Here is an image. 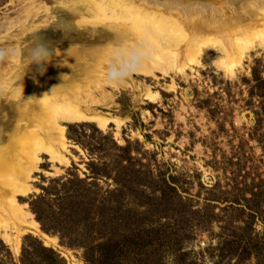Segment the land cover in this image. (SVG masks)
Wrapping results in <instances>:
<instances>
[{
  "label": "rangeland",
  "instance_id": "1",
  "mask_svg": "<svg viewBox=\"0 0 264 264\" xmlns=\"http://www.w3.org/2000/svg\"><path fill=\"white\" fill-rule=\"evenodd\" d=\"M73 1L0 0V155L32 111L26 91L68 90L82 80L73 72L92 68L80 55L90 24L73 18ZM216 58L185 75L97 80L103 93L90 110L110 123L61 124L63 162L42 155L19 198L37 231L12 232L18 244L0 235V263H47L39 243L64 264H264V50L229 78ZM130 159L144 175L127 190L120 166Z\"/></svg>",
  "mask_w": 264,
  "mask_h": 264
},
{
  "label": "bare ground",
  "instance_id": "2",
  "mask_svg": "<svg viewBox=\"0 0 264 264\" xmlns=\"http://www.w3.org/2000/svg\"><path fill=\"white\" fill-rule=\"evenodd\" d=\"M68 9L73 18H82L81 24H90L91 43L80 48V55L92 68L73 72L82 80L68 90L45 89L47 94L42 96L43 85L29 89L24 96L20 88L15 90L14 99L26 97L32 111L23 112L27 123L19 125L12 146L0 155V235L12 244L19 242L12 232L19 236L23 228L37 231L19 198L30 193L28 183L38 171L42 155L63 162L67 140L61 124L92 122L105 130L110 123L90 108L98 104L97 91L103 93L97 80L106 78L105 68L117 51L137 50L141 57L128 76L185 75L200 68L212 51L217 55L214 66L229 78L256 47L264 50V0H74ZM97 35L100 40L95 42ZM20 59L17 51L14 64ZM146 97L153 100L156 95ZM4 139L0 138V149ZM44 238L48 246L51 239Z\"/></svg>",
  "mask_w": 264,
  "mask_h": 264
},
{
  "label": "trees",
  "instance_id": "3",
  "mask_svg": "<svg viewBox=\"0 0 264 264\" xmlns=\"http://www.w3.org/2000/svg\"><path fill=\"white\" fill-rule=\"evenodd\" d=\"M127 152L128 150L127 149H125L124 150V152ZM134 161H133V159H130L129 160V162L127 163V166H124L123 164L120 166L121 167V169H123V171H124V174H123V177L126 179L125 181H122V185H123V187L125 188V189H127V190H132V188H136V189H138V188H141L140 187V184H141V182L139 181L140 179V177L142 176V175H144V173L142 172V171H137V169H135L134 168ZM132 172H136L135 174H133ZM128 173L132 176H129L128 175ZM120 184V183H119ZM120 184V185H121ZM170 188V187H169ZM108 201H109V199H108ZM107 201V202H108ZM92 202V204H91V206L88 208V210L90 209H93V208H95L96 207V202H97V200L95 201V202H93V201H91ZM106 202V203H107ZM108 205H111V202H109L108 204H107V206ZM95 206V207H94ZM90 213V212H89ZM103 215H104V213H103ZM97 216V221H99V218H100V216H102V215H98V214H96V215H94V217H96ZM87 217H88V219L90 218L91 219V217L89 216V215H87ZM102 218H103V216H102ZM103 220V219H102ZM40 221V220H39ZM39 249H38V252L39 251H41V253H42V255H43V259L45 260V261H47V263L46 262H43V264H64V262H62V260L60 259V257L54 252V251H52V250H50V249H47V248H45V247H43L41 244H39L38 243V245H36ZM36 249H34L33 251H35ZM29 252H27L25 249L23 250V252H22V258H24L27 254H28ZM31 253H29V255H30ZM21 263L22 264H24L23 263V261H21ZM1 264V263H0Z\"/></svg>",
  "mask_w": 264,
  "mask_h": 264
},
{
  "label": "clouds",
  "instance_id": "4",
  "mask_svg": "<svg viewBox=\"0 0 264 264\" xmlns=\"http://www.w3.org/2000/svg\"><path fill=\"white\" fill-rule=\"evenodd\" d=\"M140 59L141 57L137 50H132L131 52L117 51L115 58L110 60L105 68L106 79L111 84H118L128 74L135 71Z\"/></svg>",
  "mask_w": 264,
  "mask_h": 264
},
{
  "label": "water",
  "instance_id": "5",
  "mask_svg": "<svg viewBox=\"0 0 264 264\" xmlns=\"http://www.w3.org/2000/svg\"><path fill=\"white\" fill-rule=\"evenodd\" d=\"M2 111H3V110H0V128H1V130H0V138H1L3 135L6 134V133H4V134L2 135V132L7 130V127H6V125H5V123H6V118H5L6 115H5V113H3ZM245 118H246V119H249V117H248L247 115H245Z\"/></svg>",
  "mask_w": 264,
  "mask_h": 264
}]
</instances>
